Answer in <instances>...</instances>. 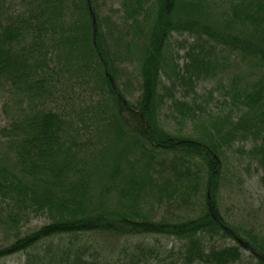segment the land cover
<instances>
[{
    "label": "trees",
    "instance_id": "16d2710c",
    "mask_svg": "<svg viewBox=\"0 0 264 264\" xmlns=\"http://www.w3.org/2000/svg\"><path fill=\"white\" fill-rule=\"evenodd\" d=\"M21 1L23 12L10 16V0H0V88L16 94L20 106V120L0 130L9 150L0 155V263L24 254L26 264H241L248 249L264 264V237L227 223L217 199L226 153L236 143L250 145L246 155L264 185V0H119L121 27L100 17L97 0ZM175 33L192 39L182 69L168 54ZM122 49L138 53L135 104L117 83ZM227 65L247 71L226 78L218 113L210 114L208 103L178 101L180 85L195 95L199 82L226 76ZM162 75L170 86H161ZM85 85L97 95L85 111L53 107L66 86L75 94ZM168 102L183 121L210 119L213 130L196 138L169 133L160 124ZM105 133L120 158L91 161L87 148ZM202 172L200 217L157 222L142 213V190L155 189L161 206L184 191L195 195ZM41 216L49 222L23 232ZM150 236L181 248L175 255L145 242L134 249L111 242L130 247L133 238ZM216 239L234 245H210Z\"/></svg>",
    "mask_w": 264,
    "mask_h": 264
},
{
    "label": "rangeland",
    "instance_id": "374dc122",
    "mask_svg": "<svg viewBox=\"0 0 264 264\" xmlns=\"http://www.w3.org/2000/svg\"><path fill=\"white\" fill-rule=\"evenodd\" d=\"M98 6L100 7V17H110L113 22L118 24L121 27L122 15L120 10V1L119 0H97ZM24 3L21 0H10L7 5V12L10 16H15L23 12ZM121 20V22H120ZM122 32V30H121ZM113 44L117 47L121 46L119 42L118 32L113 31ZM120 36V33H119ZM143 37L139 36V41H142ZM192 43V39L187 35H180L175 33L170 39V50L168 54L173 56L176 60L177 65L182 69L186 63V52L188 46ZM139 52L140 49L137 48ZM130 54V55H129ZM126 50H120V60L118 63L119 67V78L118 85L122 91L127 95V100L131 104H135L139 97V62L138 53H129ZM232 64V62H231ZM227 74L226 76H217L214 79L203 80L199 82L195 87V95L188 90L185 86H179V88L174 92L178 101L187 102L193 104V101H198L200 104L204 105L208 103L207 111L211 112L210 114H216L220 111L218 108V101L221 103V97L224 92L223 88L225 87L226 78H230L234 74H239V72L245 73L247 70H244L241 67L234 68L230 65L226 66ZM228 75V76H227ZM76 82H73L75 84ZM79 84L83 85L79 82ZM170 80L162 75L161 77V86H170ZM64 88V87H63ZM75 94L70 92V87L66 86L64 88L65 93L62 95V99L54 104L53 107L66 109L70 108V114L74 115L85 111L88 105L95 103L97 101V95L92 93L91 87L84 86H75ZM163 91V88L160 89V92ZM212 93L213 98L210 99L208 94ZM197 96V97H196ZM73 98V99H72ZM171 102H168V105L164 106L160 114V124L161 126L172 134H182L184 136L198 137L200 134H203L204 131H212L211 120H202V122H191L183 121L180 119L179 114L174 113V110L170 107ZM70 105V106H69ZM8 110H5L7 108ZM19 103L16 94L9 92V88H0V130L7 128L12 121H19L20 118L18 114ZM83 127L84 124L80 123V127ZM87 126V124H86ZM92 129L88 130L87 138L92 139L95 136L96 129L94 126ZM104 134V141L92 144L89 146L88 155L91 158V161L98 162L101 158H98L100 154L102 156L101 161L105 158L104 163H110L114 159L120 158L116 154V151L120 148L119 145H112L111 137ZM109 135V134H108ZM111 146V147H110ZM250 149V145L247 143H236L232 149L227 151L226 160H224V167L222 171L221 187L218 192V206L220 213L224 220L232 225L233 227L239 228L241 230L251 231L256 233L259 237H264V185L261 181L262 173L258 170V166L254 163L245 151ZM9 153L6 145L3 142V139L0 137V155L4 156ZM112 156V157H111ZM110 159V160H109ZM171 159V158H170ZM169 159V160H170ZM164 160H168V157H165ZM196 172V171H195ZM200 175V186L197 189V193L185 191L178 197L176 201L166 202L161 206H156L159 204L157 191L155 189L142 190L140 197L137 200L139 207L142 210V213L145 212L152 220L154 221H170V222H180L183 220L195 219L200 217L205 213L206 206V172H202ZM158 184L162 180L157 181ZM103 184L97 179V188L101 189ZM120 187H113V192L110 194V198H117V190ZM151 195V196H150ZM150 196V197H149ZM189 197H192L191 200H187ZM49 221L45 216H41L33 219L29 224L23 227V232L28 233L37 228H40L47 224ZM141 238V237H140ZM133 238L130 247L125 242H118L117 240H112V244L116 246H126L127 248L134 249L135 246L140 242H145L146 245L152 248H156L161 251L173 252L175 255L179 252L181 248V243L168 239L165 237H154L150 236L147 238ZM92 240H95V243L101 242L100 237H91ZM57 243V241H56ZM232 240L227 239L219 240L216 239L215 242L212 241L210 245L217 247H224L228 244L234 245ZM59 245V243H57ZM62 246V245H61ZM125 247V248H126ZM243 260L241 264H256L250 256L252 253L248 249L243 251ZM117 253L113 255L115 260L117 259ZM28 257L24 254L12 257L0 264H26Z\"/></svg>",
    "mask_w": 264,
    "mask_h": 264
}]
</instances>
